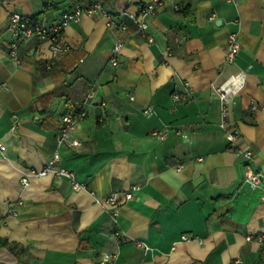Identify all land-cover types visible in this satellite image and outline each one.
Returning a JSON list of instances; mask_svg holds the SVG:
<instances>
[{"label":"crops","instance_id":"obj_1","mask_svg":"<svg viewBox=\"0 0 264 264\" xmlns=\"http://www.w3.org/2000/svg\"><path fill=\"white\" fill-rule=\"evenodd\" d=\"M148 1L102 0L112 13ZM173 1L179 10L165 0L148 19L152 42L129 19L120 31L83 13L62 32L67 51L53 55L31 37L14 62L4 50L9 12L51 22L86 0H0V264H98L105 252L117 254L115 264H264V201L245 184L238 155L251 149L252 168L264 170V0ZM230 32L240 48L227 66ZM239 70L245 84L225 120L240 133L231 145L214 89ZM91 89L95 104L73 134L80 145L59 147V164L85 188L51 174L23 187L20 176L51 157L61 117ZM184 90L189 98L173 102L172 92ZM147 105L155 112L146 117ZM164 126V139L150 134ZM135 186L115 224L102 198Z\"/></svg>","mask_w":264,"mask_h":264},{"label":"built area","instance_id":"obj_2","mask_svg":"<svg viewBox=\"0 0 264 264\" xmlns=\"http://www.w3.org/2000/svg\"><path fill=\"white\" fill-rule=\"evenodd\" d=\"M4 1V0H2ZM174 10H179L181 5L169 0ZM226 2L236 4L238 0H225ZM165 0H150L144 4H141L136 11L123 10L117 13L110 12L103 4L102 0H86L84 5L77 3L70 8H66L61 11L59 17L51 22H40L21 12L11 11L8 13L7 20L4 27V32L8 35L9 39L4 42V50L8 58L14 62L20 61L19 50L23 43L31 37H36L41 40H46L49 43V47L53 55H57L60 52L68 50V46L62 40V32L66 26L71 23H77L80 21L83 13L88 14H101L107 20V25L110 27H116L120 31H124L127 28L125 19H129L136 26V32L142 37L146 38L149 42L153 41L152 36L147 33L148 19L155 15L159 9L163 7ZM184 38V37H183ZM123 42L118 39L112 49L109 62L116 64L117 52L122 47ZM239 41L237 32H230L227 35V44L224 51V63L227 66H231L235 63V59L239 52ZM243 70H239L230 74L227 78L215 87V92L219 98L221 106V121L220 127L225 131V136L231 145H236L239 139L240 133L235 127H226V118L229 115L228 102L231 100V96L236 94L245 84L246 75ZM95 90L88 91L84 98L80 108L72 113L66 114L61 117L60 125L54 136L57 148L52 151L51 157L46 160L44 165L40 169H28L19 178V182L23 187H27L30 180L34 177L44 176L51 174L57 177H65L71 182L73 189L85 188V183L77 180L75 174L59 164L60 161V149L62 145L78 146L80 141L74 137V132L78 126V123L86 115V107L95 104L94 100ZM130 100L134 99L132 93L127 94ZM189 91L183 92L173 91L171 98L173 102L185 101L189 98ZM98 105L105 109L107 104L104 101H99ZM255 107V105L253 106ZM154 107L147 105L142 108L143 115L150 116L154 113ZM168 126H164L160 130H153L152 134L157 140L164 139L168 134ZM5 150V145L0 140V152ZM240 158L245 162L244 182L252 189H259L260 198L264 201V170L258 168H252V164L255 163V156L251 149H241L238 153ZM138 187L135 186L130 190L122 192H113L106 196L104 199L107 203L112 205L113 221L117 223L118 206L125 200H129L134 197V192ZM96 198L97 202L102 200ZM247 236L246 239H250ZM264 236H258L257 240L261 242ZM116 253L105 252L101 254L98 259V264H115Z\"/></svg>","mask_w":264,"mask_h":264},{"label":"trees","instance_id":"obj_3","mask_svg":"<svg viewBox=\"0 0 264 264\" xmlns=\"http://www.w3.org/2000/svg\"><path fill=\"white\" fill-rule=\"evenodd\" d=\"M183 11H184V12H186V11H187V9H186V8H183Z\"/></svg>","mask_w":264,"mask_h":264}]
</instances>
